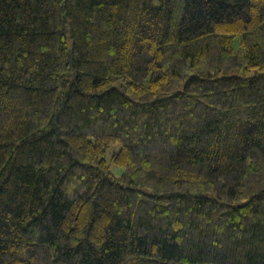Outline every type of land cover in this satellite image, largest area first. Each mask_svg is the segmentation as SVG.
<instances>
[{
  "label": "trees",
  "instance_id": "obj_1",
  "mask_svg": "<svg viewBox=\"0 0 264 264\" xmlns=\"http://www.w3.org/2000/svg\"><path fill=\"white\" fill-rule=\"evenodd\" d=\"M0 264H264V0H0Z\"/></svg>",
  "mask_w": 264,
  "mask_h": 264
}]
</instances>
